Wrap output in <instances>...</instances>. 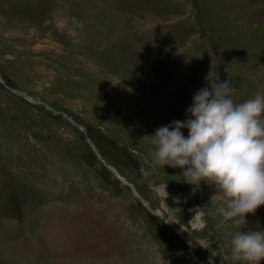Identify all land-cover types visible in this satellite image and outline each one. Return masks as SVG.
<instances>
[{"label": "rangeland", "instance_id": "obj_1", "mask_svg": "<svg viewBox=\"0 0 264 264\" xmlns=\"http://www.w3.org/2000/svg\"><path fill=\"white\" fill-rule=\"evenodd\" d=\"M212 70L264 94V0H0V264H248L264 205L154 163Z\"/></svg>", "mask_w": 264, "mask_h": 264}, {"label": "clouds", "instance_id": "obj_2", "mask_svg": "<svg viewBox=\"0 0 264 264\" xmlns=\"http://www.w3.org/2000/svg\"><path fill=\"white\" fill-rule=\"evenodd\" d=\"M205 79L207 86L195 92L186 109L187 119L161 125L151 135L157 146L154 163L181 168L193 191L203 180L215 182L228 198L227 210H220L225 220L246 222L248 213L264 205V94L240 101L219 73L212 70ZM232 245L234 259L264 261V231L237 232Z\"/></svg>", "mask_w": 264, "mask_h": 264}, {"label": "bare ground", "instance_id": "obj_3", "mask_svg": "<svg viewBox=\"0 0 264 264\" xmlns=\"http://www.w3.org/2000/svg\"><path fill=\"white\" fill-rule=\"evenodd\" d=\"M27 97H29V96H27ZM30 98V97H29ZM31 99V101H33V102H35V100H33L32 98H30ZM124 183H126V182H124ZM94 232V231H93ZM56 235V234H55ZM57 236V235H56ZM58 237V236H57ZM54 243V242H53ZM59 243V242H58ZM55 244V243H54ZM63 245V244H62ZM61 248V247H60ZM65 249V248H64ZM112 249V248H111ZM60 251V250H59ZM65 251V250H64ZM62 252V251H61Z\"/></svg>", "mask_w": 264, "mask_h": 264}, {"label": "water", "instance_id": "obj_4", "mask_svg": "<svg viewBox=\"0 0 264 264\" xmlns=\"http://www.w3.org/2000/svg\"><path fill=\"white\" fill-rule=\"evenodd\" d=\"M14 92V91H13ZM16 92H21V91H16ZM25 96H27V94L25 93V92H22ZM66 116H68V115H66ZM69 117V116H68ZM200 263V262H199ZM200 264H202V263H200Z\"/></svg>", "mask_w": 264, "mask_h": 264}, {"label": "crops", "instance_id": "obj_5", "mask_svg": "<svg viewBox=\"0 0 264 264\" xmlns=\"http://www.w3.org/2000/svg\"><path fill=\"white\" fill-rule=\"evenodd\" d=\"M88 89V88H87ZM88 95H90V88L87 90Z\"/></svg>", "mask_w": 264, "mask_h": 264}]
</instances>
